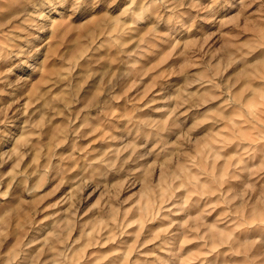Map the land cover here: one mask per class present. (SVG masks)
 I'll use <instances>...</instances> for the list:
<instances>
[{"label":"clouds","instance_id":"9594fccd","mask_svg":"<svg viewBox=\"0 0 264 264\" xmlns=\"http://www.w3.org/2000/svg\"><path fill=\"white\" fill-rule=\"evenodd\" d=\"M0 264H264V0H0Z\"/></svg>","mask_w":264,"mask_h":264}]
</instances>
